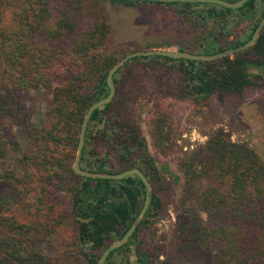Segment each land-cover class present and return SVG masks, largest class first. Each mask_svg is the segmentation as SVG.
Returning <instances> with one entry per match:
<instances>
[{
    "label": "trees",
    "instance_id": "16d2710c",
    "mask_svg": "<svg viewBox=\"0 0 264 264\" xmlns=\"http://www.w3.org/2000/svg\"><path fill=\"white\" fill-rule=\"evenodd\" d=\"M110 1L150 8L175 25L154 36L147 49L176 46L203 55L245 44L264 16V0H246L236 8L197 1ZM17 2L0 0V264H54L43 236L54 238L65 225L73 227L82 261L98 264L146 200L137 174L97 178L72 168L85 112L108 94V71L127 47L109 48L113 28L99 0ZM7 4L13 7L11 25H3ZM148 57L174 63L168 69L178 73L174 94L179 99L197 103L218 92L242 95L248 86L263 87L262 76L251 70L264 68V26L252 45L218 59L137 55L114 71V95L87 121L79 166L104 174L136 167L152 193L134 231L103 264H157L163 248L152 255L142 235L161 218L167 188L180 181L176 253L210 264H264V159L246 141L232 140L229 131L218 127L179 157V173L160 162L158 155L175 148L169 111L158 104L149 117L154 153L129 116L135 99L131 63L152 60ZM38 89L46 99L40 126L26 103L28 93ZM11 154L13 168L4 163ZM18 212L33 219L23 222Z\"/></svg>",
    "mask_w": 264,
    "mask_h": 264
},
{
    "label": "rangeland",
    "instance_id": "374dc122",
    "mask_svg": "<svg viewBox=\"0 0 264 264\" xmlns=\"http://www.w3.org/2000/svg\"><path fill=\"white\" fill-rule=\"evenodd\" d=\"M99 1L113 28L109 42L110 49L126 46V54L135 50H147V43L154 36L164 34L171 30L168 27L175 26L173 23L161 19L160 14L150 8L128 7L110 0ZM20 2L21 0H18L17 3ZM18 5L14 8H18ZM12 8V5L4 6L3 25L13 23ZM152 49L176 51L177 47ZM120 58L118 57V59ZM148 58L152 59L153 57ZM155 58L146 62L131 63L130 72L134 80L132 87L135 99L131 103L133 110L129 116L138 123L141 133L147 140L149 151L154 153L149 117L158 104L163 105L169 111L174 121L175 148L166 155H158L160 162H166L171 170L179 173V157L203 144L208 135L218 127L229 131L232 140L246 141L264 159V68L251 70V72L262 76L263 87L248 86L242 95L218 92L196 103L175 96L178 73L173 69H168V66H173L174 63L161 60L159 57ZM45 100L42 89L31 90L28 93L26 103L34 111L32 121L37 126L44 123L42 112L46 106ZM20 141L25 144L26 139L20 137ZM13 158V154L7 156L4 159L5 166L13 168ZM181 189V181L167 188L165 207L161 218L152 228L143 232L144 248L152 255H155V249L163 248V253L159 254L157 258L154 257L157 264H164L166 258H168L169 264H210L206 259L187 258L175 251L174 230ZM60 195L65 197L64 192H61ZM17 215L23 222H30L33 219L29 213L18 212ZM74 233L71 225H65L60 228L54 238L43 236L42 244L54 264H85L73 244ZM130 258L133 260L134 256Z\"/></svg>",
    "mask_w": 264,
    "mask_h": 264
},
{
    "label": "water",
    "instance_id": "95a60500",
    "mask_svg": "<svg viewBox=\"0 0 264 264\" xmlns=\"http://www.w3.org/2000/svg\"><path fill=\"white\" fill-rule=\"evenodd\" d=\"M152 1H161V2H169V1H197V2H212V3H216L222 6H226V7H230V8H236L240 5H242L246 0H237L234 2H230V1H226V0H152ZM264 26V16L261 19V21L259 22L254 35L252 36V38L246 42L245 44L238 46L236 48H231L228 50H225L223 52L220 53H216V54H212V55H203V54H193V53H188V52H183V51H169V50H164V49H147V50H135L132 52L127 53L125 56H123L122 58H120L116 64L110 68V70L108 71V75H107V81H108V85H109V92L108 94L93 102L86 110L84 118L82 120V124H81V128H80V132H79V138H78V145H77V151H76V156L74 159V163H73V171L76 174H80L83 176H89V177H97V178H111V179H117V178H121L124 177L126 175L129 174H137L141 180L143 181V183L145 184L146 187V200L139 212V214L137 215V217L135 218V220L133 221V223L131 224L130 228L126 231V233L119 239L111 242L107 248H105V250L102 252L99 260H98V264H103L104 263V259L106 257V255L113 250L114 248L120 246L121 244H123L131 235V233L134 231V229L136 228L138 222L140 221V219L142 218V215L145 213L149 202H150V198H151V193H152V188L151 185L148 181V179L145 177V175L136 167L134 168H130L127 170H124L122 172H119L117 174H104V173H94V172H88L85 170H82L79 166V159H80V154H81V149L83 146V142H84V134H85V128H86V124L87 121L91 115V113L93 112V110L97 107H100L102 105H104L105 103H107L114 95L115 92V87H114V83L112 80V75L114 73V71L123 64V62H125L126 60H128L129 58L133 57V56H137V55H150V54H162L165 56H169L171 58H178V57H184V58H189V59H194V60H214V59H218L222 56L228 55V54H232L234 52L240 51L242 49H245L247 47H249L250 45H252L256 38L258 37L261 29Z\"/></svg>",
    "mask_w": 264,
    "mask_h": 264
}]
</instances>
